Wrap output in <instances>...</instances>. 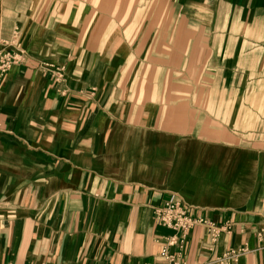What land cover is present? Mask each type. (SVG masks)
Returning <instances> with one entry per match:
<instances>
[{"label":"crops","instance_id":"1","mask_svg":"<svg viewBox=\"0 0 264 264\" xmlns=\"http://www.w3.org/2000/svg\"><path fill=\"white\" fill-rule=\"evenodd\" d=\"M22 43L0 264H163L171 199L230 224L195 225L183 260L264 264V0H0V49Z\"/></svg>","mask_w":264,"mask_h":264},{"label":"built area","instance_id":"2","mask_svg":"<svg viewBox=\"0 0 264 264\" xmlns=\"http://www.w3.org/2000/svg\"><path fill=\"white\" fill-rule=\"evenodd\" d=\"M28 54L21 47L19 49H0V73H6L13 66L23 65L28 59ZM153 215L158 224L173 230V234L165 237L160 257L163 264H189L182 259V249L184 247L185 234L195 225H207L212 242H216L220 233L229 229L230 224L218 226L205 217L194 216L183 202L179 200H168L164 204L156 206ZM221 264H236L238 252L230 250L221 256Z\"/></svg>","mask_w":264,"mask_h":264},{"label":"rangeland","instance_id":"3","mask_svg":"<svg viewBox=\"0 0 264 264\" xmlns=\"http://www.w3.org/2000/svg\"><path fill=\"white\" fill-rule=\"evenodd\" d=\"M14 42H16V39L14 40ZM21 48L23 49V50H25L26 49V45L24 44V43H22V45H21ZM228 169V168H227ZM232 170V167H229V170ZM225 187H226V193L228 194L229 192H228V189H227V184H225ZM165 243V241H161V244L163 245Z\"/></svg>","mask_w":264,"mask_h":264},{"label":"bare ground","instance_id":"4","mask_svg":"<svg viewBox=\"0 0 264 264\" xmlns=\"http://www.w3.org/2000/svg\"><path fill=\"white\" fill-rule=\"evenodd\" d=\"M231 170V169H230ZM223 173H224V171H223ZM222 178V177H221Z\"/></svg>","mask_w":264,"mask_h":264}]
</instances>
